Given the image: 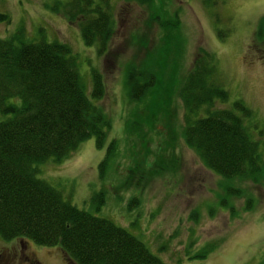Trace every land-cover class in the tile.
I'll list each match as a JSON object with an SVG mask.
<instances>
[{
	"label": "rangeland",
	"instance_id": "1",
	"mask_svg": "<svg viewBox=\"0 0 264 264\" xmlns=\"http://www.w3.org/2000/svg\"><path fill=\"white\" fill-rule=\"evenodd\" d=\"M53 1L0 0V12L8 16L7 24L0 23V36L22 27L27 40L66 43L85 88L88 70L100 72L104 94L91 103L111 124L101 148L88 137L65 159L36 163L35 176L77 209L107 218L140 239L162 264H264V178L234 182L243 193L225 200L235 216L222 209L221 186L230 180L205 169L179 137L182 108L176 97L182 75L203 49L213 55L216 83L228 96L212 107L229 108L231 101L242 100L251 109V118L242 122L249 136L264 135L263 53L251 43L257 20L264 17V0H153L147 6L111 0L112 32L101 57L95 45L80 41L73 23L50 10ZM217 29L225 36L220 38ZM147 56L159 81L148 98L134 104L127 99L125 65L141 66ZM111 138L116 155L99 175L98 162ZM98 191L103 201L97 208L89 198ZM131 198L137 200L128 203ZM246 200L253 205L244 211ZM207 243L216 248L206 258L190 257ZM0 264L68 261L56 246L0 238Z\"/></svg>",
	"mask_w": 264,
	"mask_h": 264
},
{
	"label": "trees",
	"instance_id": "2",
	"mask_svg": "<svg viewBox=\"0 0 264 264\" xmlns=\"http://www.w3.org/2000/svg\"><path fill=\"white\" fill-rule=\"evenodd\" d=\"M135 1L147 6L153 0ZM110 3L55 0L49 8L73 23L80 41L95 45L101 57L112 32ZM7 18L0 12V23L7 24ZM253 32L251 43L264 54V17L257 20ZM217 34L225 36L218 29ZM72 57L66 43L47 42L42 37L27 40L22 27L0 36V238L56 246L68 264H162L140 239L107 218L77 209L35 176L36 163L59 162L88 137L101 148L110 128L107 115L91 103L104 94L100 72L88 70L90 87L85 88ZM149 59L138 67L125 65L124 86L127 99L134 104L148 98L159 81ZM214 61L213 55L199 49L182 75L176 94L182 108L179 137L205 169L230 180L229 186H221L223 196L218 202L234 217L225 198L242 195L234 182L254 183L264 178V135L257 133L262 139L249 136L242 122L251 118V109L242 100L231 101L229 108L212 107L228 100L226 89L216 83ZM116 149L114 138L109 139L98 162L99 175ZM101 195V191L93 193L89 203L98 208ZM251 205L246 200L242 209L249 210ZM215 245H202L190 257L204 259Z\"/></svg>",
	"mask_w": 264,
	"mask_h": 264
},
{
	"label": "flooded vegetation",
	"instance_id": "3",
	"mask_svg": "<svg viewBox=\"0 0 264 264\" xmlns=\"http://www.w3.org/2000/svg\"><path fill=\"white\" fill-rule=\"evenodd\" d=\"M22 246H24V245H22Z\"/></svg>",
	"mask_w": 264,
	"mask_h": 264
}]
</instances>
